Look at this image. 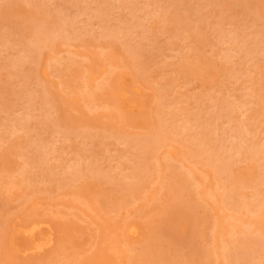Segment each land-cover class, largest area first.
<instances>
[{
    "label": "rangeland",
    "instance_id": "374dc122",
    "mask_svg": "<svg viewBox=\"0 0 264 264\" xmlns=\"http://www.w3.org/2000/svg\"><path fill=\"white\" fill-rule=\"evenodd\" d=\"M105 1L0 0V136H8L0 138V158L9 160L0 177L12 166L25 164L26 172L23 182L0 185V219L7 225L0 227V264H152L156 258L159 264H264L251 244L228 240L236 225L256 227L240 218L238 200L264 199V152L253 149L264 150V0ZM40 36L53 40L39 47L36 60L25 49L38 47ZM42 92L50 98L46 105ZM117 92L137 96L143 108L123 110ZM27 116L29 124L9 136L7 126ZM236 121L242 140L230 132ZM203 127L237 170L214 178L212 158L220 154L205 151L199 137L194 142L210 161L187 157L192 135ZM160 131L165 141L156 140ZM26 137L44 144L42 169L22 155L30 153L20 145ZM150 139L157 145L149 147ZM143 151L148 171L141 179ZM88 154L103 179L83 176L74 187L59 179ZM54 167L60 169L55 179L48 176ZM216 183L219 208L202 191L214 198ZM258 219L256 233L264 235V217ZM32 220L43 222V233L54 231L55 246L18 250L28 242L18 230ZM220 220L229 225L216 237ZM130 223L139 226L136 236L126 233Z\"/></svg>",
    "mask_w": 264,
    "mask_h": 264
},
{
    "label": "bare ground",
    "instance_id": "6f19581e",
    "mask_svg": "<svg viewBox=\"0 0 264 264\" xmlns=\"http://www.w3.org/2000/svg\"><path fill=\"white\" fill-rule=\"evenodd\" d=\"M107 1V0H106ZM105 1V2H106ZM109 1V0H108ZM107 1V2H108ZM174 1H176V0H174ZM100 2H102V1H100ZM105 3V4H107L108 5V3ZM103 3V2H102ZM191 3V2H190ZM110 4V3H109ZM187 5V4H186ZM132 7H133V5H131ZM187 6H190V5H187ZM107 7V6H106ZM189 9H191V6L190 7H188ZM198 9V8H197ZM197 11V10H196ZM144 24V23H143ZM140 25H142V24H140ZM146 26V25H145ZM144 27V26H143ZM259 32L260 31H258V34H259ZM261 34V33H260ZM263 38V37H262ZM261 38V39H262ZM37 40V42L40 44H38L39 46L37 47V46H35V48H31V46L32 45H28V47L25 49V50H27V49H29V50H32V53L34 54V55H32V56H34V58H36V60H37V58H38V49H39V47L40 46H42L43 44H46L47 42H50L51 40H53V38H52V36L50 37V36H40V37H38V38H36ZM154 41V40H153ZM158 42V41H157ZM253 42H254V40H253ZM27 44H29V43H27ZM27 44H25V45H27ZM25 45H23V47L25 46ZM37 47V48H36ZM134 47L132 46V49H133ZM135 48H136V46H135ZM139 50V49H138ZM263 51H264V48L262 49ZM262 50H260L259 52L261 53V51ZM36 53H34V52ZM260 53H258V54H260ZM262 55H259L260 56V58L264 55V53H261ZM35 55L37 56V57H35ZM40 55V54H39ZM264 57V56H263ZM6 58V57H5ZM4 58V59H5ZM7 58H9V57H7ZM14 58V63L15 64H19V62H18V60H20L19 59V57L17 56H14V57H12V59ZM16 58V59H15ZM3 59V60H4ZM11 59V60H12ZM33 59V58H32ZM10 60V59H9ZM13 61V60H12ZM22 61V60H21ZM5 62V61H4ZM33 62V61H32ZM36 62V61H35ZM6 64V63H5ZM8 64H9V62H8ZM20 64L21 65H17V66H20V67H23V64L25 65V63H21L20 62ZM45 64H47V63H45ZM10 65V64H9ZM10 66H12V65H10ZM16 66V67H17ZM32 66H34V64H32ZM47 66V65H46ZM19 67V68H20ZM18 68V67H17ZM29 69L31 70V68L29 67ZM36 69H34V71H35ZM33 71V72H34ZM46 71H48V70H46ZM18 72V71H17ZM16 72V73H17ZM33 72H32V74H33ZM49 72V71H48ZM13 73H15V71L13 72ZM36 73V72H35ZM31 74V73H30ZM97 74H98V71H97ZM33 76H35V75H33ZM48 76V75H47ZM8 85V87H11L9 84H7ZM3 87V86H2ZM7 87V86H6ZM4 88V87H3ZM12 88V87H11ZM13 90L12 91H15L14 89L15 88H12ZM118 89V88H117ZM122 89V88H121ZM11 90V89H10ZM50 90V89H49ZM109 91V90H108ZM116 91H118V90H116ZM123 91V90H122ZM125 91H126V89H125ZM47 92H48V90H47ZM115 92V91H114ZM18 94H19V92H17ZM16 93V94H17ZM135 93H137V92H135ZM42 94H43V97H45V98H43L42 96H40L41 98H43V100L45 99V103L43 102V104H47L49 101H50V98H49V101L47 102V93H45V92H42ZM45 94V95H44ZM114 94V93H113ZM116 94V96H117V98H118V101H119V106L120 107H122V109L123 108H125L126 109V111H130L129 109H139L140 107H141V105L139 104V105H137L138 103H137V96H136V99H131L130 98V94H129V92H117V93H115ZM139 94V93H138ZM137 94V95H138ZM34 95H36V94H34ZM33 94L32 95H29V96H26V98H30V99H32V97L34 96ZM41 95V94H40ZM134 95H136V94H134ZM31 96V97H30ZM49 96V95H48ZM52 97V96H51ZM140 97V96H139ZM35 98V97H34ZM29 99H27V101H28ZM41 100V99H40ZM13 101V100H12ZM226 101V103L229 105L230 103H228V100H225ZM225 101H220V104H219V106H220V108L222 107V109H223V107L226 105L225 104ZM140 102V101H139ZM142 102V101H141ZM2 105H3V103H1ZM5 104V103H4ZM141 104H144V103H141ZM44 105V106H45ZM227 106V105H226ZM230 106V105H229ZM229 106H227L228 107V109H231L232 111H229V112H227L228 110H226V112L228 113V114H232V112L235 114V108H233V106H231V108H229ZM141 108H143V107H141ZM224 108H226V107H224ZM128 109V110H127ZM137 109V110H138ZM227 109V108H226ZM49 110V109H48ZM124 110V109H123ZM139 111V110H138ZM137 111V112H138ZM131 112V111H130ZM133 112V111H132ZM140 114V113H139ZM141 114H142V112H141ZM227 115V114H226ZM229 116V115H228ZM227 116V117H228ZM232 116H233V114H232ZM28 118H26V117H24V118H26V119H23L22 117H21V119L19 118V119H13L14 121L12 122L13 124H11L10 126H7V127H9L7 130H8V132H9V129L11 130L8 134H9V136H11L13 133H16V132H18V131H20V130H22L26 125H27V123H28V121H30L31 119V116H27ZM30 117V118H29ZM145 117V116H144ZM139 118V117H138ZM148 118V117H147ZM229 118V117H228ZM46 119V118H45ZM236 119H237V117H236ZM146 120V119H145ZM27 121V122H26ZM44 121H46V120H44ZM55 120H53V122H54ZM139 121V120H138ZM137 121V122H138ZM230 123H231V121H230V119L228 120ZM148 122V121H147ZM237 122V121H236ZM236 122H234L233 123V125H232V127H231V129H233L234 130V132H232V130L231 129H229V131L231 132V133H233V134H236L237 135V137L238 138H240L241 139V137H242V139H243V133H242V130H241V128H239L240 126H238L239 124H238V122L236 123ZM44 123V122H43ZM54 123H56V122H54ZM53 123V124H54ZM29 124V123H28ZM9 125V124H8ZM230 125V126H231ZM12 126V127H11ZM207 126H208V124H207ZM49 127H50V125H49ZM208 127H203V129H201L198 133H196V135H192V138H194V140L193 141H191V144H189L188 145V147H189V149H190V153L188 154L189 156H187L189 159L190 158H192L193 160H194V162L196 163V162H199L200 164H201V162L203 161V160H207L208 159V161H210L209 160V157H208V153H206V152H202V151H204V150H202V151H200L199 149H198V145L197 144H195V138L196 139H198V137L199 138H201L202 140H200L201 142H199L198 140V142L200 143V146L201 145H204V147H206L207 146V148H206V150L205 151H207V152H218L219 154H220V156L219 157H217V158H212L211 157V155H210V153H209V156L212 158V161H213V163H214V166L213 165H211V166H213V170H212V172L214 171V169L216 170L215 171V175H212V176H214V178H221L223 175H224V171H227L229 168H231V167H233V165L235 164V163H233L232 164V160H230V159H226L225 157H223L222 156V153H220L221 152V149H220V145H219V142L218 141H216V140H212V141H210V130H208L207 129ZM205 129H207L208 131H206ZM163 130V129H162ZM164 130L166 131V133L169 131H171L172 132V130L173 129H165L164 128ZM157 131H158V129H157ZM156 132V131H155ZM159 132V131H158ZM165 132H163L162 131V133H161V131H160V133L159 134H157L156 135V140L157 141H163L164 139H166V134ZM208 133H209V136H208ZM239 133V134H238ZM195 134V133H194ZM233 134H232V136H233ZM168 135V134H167ZM235 135V136H236ZM241 135V136H240ZM245 135V134H244ZM209 137V138H208ZM0 138L1 139H7L8 138V136L6 135V134H4V135H2V136H0ZM32 138V137H31ZM152 138V137H151ZM154 138H155V136H154ZM153 138V140H155ZM148 139H149V137H148ZM147 139V140H148ZM212 139H213V137H212ZM241 139V140H242ZM150 140H152V139H150ZM149 141L150 142V144H149V147H150V145H151V143L153 144V143H155L154 141ZM168 140V139H167ZM165 141V140H164ZM171 141V140H170ZM179 142H180V140H179ZM192 142H193V144H192ZM157 143V142H156ZM155 143V146L157 145ZM159 143V142H158ZM198 143V144H199ZM20 145H22V147L27 151V152H30L29 154L28 153H26L25 151V153L23 152L22 153V155L23 156H28V157H31V160H33V158L32 157H34L35 159H36V164L40 167L39 169H42V167H44V165L47 163L46 162V157H45V155L46 154H44V152L42 151V148L44 147V144L42 143V144H39V145H33V144H31L30 142H29V138L28 137H26V139H25V141H23L22 142V144H20ZM206 145V146H205ZM18 146V145H17ZM46 146V145H45ZM199 146V147H200ZM46 148V147H45ZM151 148H153V146L151 147ZM9 149V148H8ZM253 149H254V154L255 153H263L264 152V150H263V148H258V147H256V146H254L253 147ZM46 149H44V151H45ZM146 150H148V149H146ZM171 150V149H170ZM150 152V151H149ZM46 153V152H45ZM148 153V152H147ZM170 153H172V154H174L173 152H170ZM21 156V155H20ZM140 157H141V159H143V161H144V164H141V165H139V167L141 166V168H140V171L138 172V176L139 177H141V179L143 178H145V175L147 174L146 172L148 171L145 167V165H146V158H147V155H146V151H143L140 155H139ZM2 157V156H1ZM156 158V157H155ZM155 158H153V159H155ZM30 159V158H29ZM152 160V159H151ZM185 160V159H184ZM34 161V160H33ZM95 157H93L92 155H87V156H84V157H80L79 159L77 158L75 161H74V163H73V166H70L69 168V170L71 171V169H72V171L70 172V173H68V175H67V177H66V179H61V178H59L60 180H62V182L64 181L65 182V184L67 185V184H69V185H73V183L75 182L76 183V181H77V179L79 180V178L80 177H83V176H88V177H95V176H97V175H99V174H101V177H102V179H103V176H105V175H103V172H101V170H100V168H98V166H96L95 165ZM153 161V160H152ZM28 162V161H27ZM149 162H151V161H149ZM155 162V161H154ZM204 162V161H203ZM202 162V163H203ZM206 162V161H205ZM14 163V162H13ZM30 163V162H29ZM28 163V164H29ZM141 163V162H140ZM207 163V162H206ZM208 163H210V162H208ZM9 164V160L7 159V158H0V168L1 167H4V166H6V165H8ZM10 164H11V162H10ZM34 164H35V162H34ZM156 164H157V162H156ZM13 165V164H12ZM11 165V166H12ZM20 165V164H19ZM37 165H35V166H37ZM159 165V164H158ZM236 165V164H235ZM52 166V165H51ZM51 166H48V167H50V169L52 170V168H51ZM154 166H155V163H154ZM24 167H25V164H24ZM24 167L23 166H17V167H14V166H12L11 168L10 167H8V169L6 170L7 171V173L5 174V175H3L2 177H0V185H2V186H6V185H9V184H18L19 182H23V180H24V177H23V179L22 178H20V176L21 175H23L24 173H26L25 172V169H24ZM47 167V168H48ZM73 167V168H72ZM157 167V166H156ZM192 167V166H191ZM215 167V168H214ZM46 168V167H45ZM55 168V167H54ZM4 169V168H3ZM57 169H59V168H57ZM61 169H63V171H64V168H62L61 167ZM66 169L67 168H65V173H66ZM157 169L159 170V168L157 167ZM192 169V171L190 172L191 174H192V176H195L196 177V175H193V174H195V171H194V169H193V167L191 168ZM211 169V168H210ZM233 169H235L234 167H233ZM233 169L231 170V171H233ZM47 170V169H46ZM60 170V169H59ZM58 170V171H59ZM151 170V169H150ZM235 170H237V169H235ZM57 171V172H58ZM160 171V170H159ZM161 171H163L162 169H161ZM197 171V170H196ZM230 171V170H229ZM229 171H228V173H229ZM57 172H56V168H55V171L53 172V173H51V174H47L49 177H51V178H57ZM150 172V171H149ZM158 172V171H157ZM198 172V171H197ZM48 173H50V171H48ZM214 173V172H213ZM227 173V174H228ZM230 173H232V172H230ZM229 173V174H230ZM161 174V173H160ZM228 174V175H229ZM103 175V176H102ZM231 175V174H230ZM238 175V174H237ZM63 176V175H62ZM148 176H149V173H148ZM156 176H158V175H156ZM201 176V175H200ZM225 176V175H224ZM100 177V178H101ZM139 177H138V179H139ZM100 178H99V180H100ZM150 178V177H149ZM182 178H184V179H186L187 177L186 176H184V175H182ZM59 179H58V181H59ZM90 179V178H89ZM95 179V178H94ZM93 179V180H94ZM176 179V178H175ZM225 179V178H224ZM229 179H231V178H229V176H228V181L227 182H230L231 183V181H229ZM235 179V178H234ZM75 180V181H74ZM96 180H98V178L96 179ZM202 180L204 181V179L202 178ZM201 179H199L198 178V181L199 182H201L202 181ZM226 180H227V178H226ZM233 180V179H232ZM238 180V179H237ZM172 181H173V178H172ZM196 181V180H195ZM203 181H202V183H203ZM225 181V180H224ZM241 181V180H240ZM73 182V183H72ZM72 183V184H71ZM85 183V182H84ZM139 184L140 183H142V180H141V182H138ZM196 183V182H195ZM60 184V183H59ZM137 184V183H136ZM139 184H137V185H139ZM223 184V183H222ZM221 184V185H222ZM235 183H233V185H234ZM239 184V183H238ZM238 184H236V185H238ZM75 185V184H74ZM74 185H73V187H74ZM136 185V186H137ZM141 185V184H140ZM146 185V184H145ZM213 185V184H212ZM232 185V186H233ZM60 186V185H59ZM64 186V185H63ZM76 186V185H75ZM133 186V185H132ZM205 186V185H204ZM223 186H226V185H223ZM222 186V187H223ZM239 186V185H238ZM221 187V186H220ZM221 187V188H222ZM143 188V187H142ZM218 186H217V183H216V185L214 184L213 186H211V194L214 196V198H212L211 196H210V193L208 192V190H206V189H203L202 191L204 192V195H206L205 197H207L208 199H210L211 200V202L213 203V205H214V207L215 208H219L220 207V204H221V202H222V200H223V198H221V197H223V196H221V194H219L218 193ZM224 188V187H223ZM233 189H235V188H233ZM44 190V189H43ZM190 190V189H189ZM238 190V189H237ZM236 190V191H237ZM186 191H188V190H186ZM186 191H184V194L185 193H187ZM233 191V190H232ZM40 192V191H39ZM238 192H241V191H239L238 190ZM178 193V192H177ZM39 194V193H38ZM44 194H46V193H44ZM90 195H91V193H90ZM89 197V196H88ZM87 198V197H86ZM80 200L81 198H77V200ZM83 199V198H82ZM82 199H81V202H82ZM84 199H85V197H84ZM83 199V201H85ZM263 199V198H262ZM261 199V201L260 202H258L259 200H238V201H240L239 203H237V201H236V203L238 204V206H237V209H238V212H239V214H240V218L241 219H249V220H251L250 222H251V224L253 225V224H255V226L256 227H246V228H242V229H240V228H238V226L236 225L235 227H233L232 229H230L229 230V236H230V239H228L229 241H231V242H233V241H238V242H242V243H244V245H246V244H251V248L253 249V250H255V251H259V252H261L262 254H264V235H260V234H257L256 232L257 231H259V229H260V226H259V224H258V222H260V220L258 219L260 216H263L264 217V199L262 200ZM77 200H76V202H77ZM88 200V199H87ZM86 200V201H87ZM189 201V200H188ZM37 202V201H36ZM64 202V201H63ZM73 202V201H72ZM75 202V204H79L78 202L76 203ZM232 203V202H231ZM82 204V206L83 205H85L86 207H87V205H86V203L85 202H82V203H80V205ZM187 204V203H186ZM188 204H190V202L188 203ZM195 204V203H194ZM227 205L229 204V203H226ZM193 205V204H192ZM233 205H234V203H233ZM233 205H231V206H233ZM72 206V205H71ZM75 207V206H74ZM79 207V206H78ZM78 207H75L76 209L78 208ZM86 207H82V209H84V211L85 212H87L88 214L89 213H91V211H93L94 209L93 208H91L90 210H88V209H86ZM183 207V206H182ZM236 207V206H235ZM7 208H9V207H7ZM6 208V209H7ZM88 208V207H87ZM89 208H90V205H89ZM10 210L12 209V207L10 206V208H9ZM9 209H7L8 211H9ZM18 209V208H17ZM186 209V208H185ZM188 209V208H187ZM186 209V210H187ZM190 209V208H189ZM221 209V208H220ZM219 209V210H220ZM12 211V210H11ZM84 212V213H85ZM249 212H251V213H255V216L253 215H251V213L249 214ZM259 212V213H258ZM11 213V212H10ZM23 213V212H22ZM93 213H94V211H93ZM92 214V213H91ZM95 214V213H94ZM93 214V215H94ZM257 214H259V216L257 215ZM92 215V216H93ZM97 215V214H96ZM89 216V215H88ZM201 216H203V215H201ZM258 216V218H256ZM254 217V218H253ZM96 218V217H95ZM92 220V219H91ZM4 221V219L2 220V219H0V227H4L5 229L7 228V225H6V223H4L3 222ZM43 221V220H42ZM255 222V223H254ZM45 223V222H44ZM92 223V222H91ZM6 226H5V225ZM23 224V223H22ZM42 224H43V222H40V221H36V220H32L31 222H29L28 224H24V226H22L18 231H19V233L21 234H23V236H25L26 238H27V244L26 245H24L23 247H21L20 249H18V250H21L22 252H29V251H32V252H38V253H42V252H44L43 250L45 249V248H47L48 246L50 247V245H53V242H54V235H53V232L54 231H51V230H48L47 229V232L46 233H43V229H42ZM46 224V223H45ZM217 224H219V226L217 227L218 229H217V233H216V237H220L221 235H225L227 232L226 231H224V230H226V227H227V225H229L228 223H225L224 221H218L217 222ZM49 226V225H48ZM2 227V228H3ZM3 228V229H4ZM16 228V227H15ZM45 228V227H44ZM52 229V228H51ZM17 231V230H16ZM15 231V232H16ZM17 231V232H18ZM16 232V233H17ZM237 232H244V234H246V236L245 237H241V235L239 234V233H237ZM126 233L128 234V235H133V236H136L138 233H139V226L137 225V224H135V223H130L128 226H127V228H126ZM235 233H237L236 235H234L233 236V234H235ZM263 234V233H262ZM131 237V236H130ZM132 238V237H131ZM134 238V237H133ZM226 238H227V236H226ZM222 240V239H221ZM158 244V243H157ZM156 244V245H157ZM155 245V246H156ZM53 246H55V245H53ZM50 248H52V247H50ZM250 248V249H251ZM49 249V248H48ZM42 251V252H41ZM46 251H48V250H46ZM45 251V252H46ZM30 253V252H29ZM38 255V254H37ZM236 256V255H235ZM248 256H252L253 258H254V256H253V253H248ZM231 257V258H230ZM252 257H251V259H252ZM86 258V257H85ZM229 258L230 259H232V261L234 260L233 258H232V256L230 255L229 256ZM238 258L239 257H237L235 260L236 261H238ZM87 259H89V257L87 258ZM162 259V258H161ZM210 259V258H209ZM243 259V258H242ZM249 257L247 258V256L243 259L244 261H246V263H249V262H247V261H250L251 260ZM84 260V259H83ZM254 260V259H253ZM251 262H254V261H252L251 260ZM160 262H159V258H156L155 259V261H154V263L152 262V264H159ZM212 264V263H211Z\"/></svg>",
    "mask_w": 264,
    "mask_h": 264
}]
</instances>
